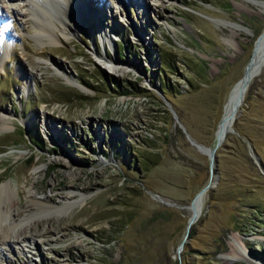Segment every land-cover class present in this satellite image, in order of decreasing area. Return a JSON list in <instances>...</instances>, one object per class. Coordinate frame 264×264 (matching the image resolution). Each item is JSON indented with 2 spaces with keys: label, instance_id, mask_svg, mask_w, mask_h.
<instances>
[{
  "label": "rangeland",
  "instance_id": "obj_1",
  "mask_svg": "<svg viewBox=\"0 0 264 264\" xmlns=\"http://www.w3.org/2000/svg\"><path fill=\"white\" fill-rule=\"evenodd\" d=\"M70 2L0 22V184L18 188L17 228L35 238L0 244V264H264V65L213 165L190 140L215 146L264 0ZM46 13L76 31L39 33Z\"/></svg>",
  "mask_w": 264,
  "mask_h": 264
},
{
  "label": "bare ground",
  "instance_id": "obj_2",
  "mask_svg": "<svg viewBox=\"0 0 264 264\" xmlns=\"http://www.w3.org/2000/svg\"><path fill=\"white\" fill-rule=\"evenodd\" d=\"M70 1H74V2L78 1L80 4H82L81 1L83 0H49L48 2H45V4L39 2L38 0H0V22L6 24L7 17L11 15L15 17H19L21 15H26V16L33 15L34 17H38L36 13L33 11V7H35L34 5L36 4H38V7L42 6V8L43 7L48 8L49 6H52V8L56 7L62 10L63 4H67V3L70 4L71 3ZM17 2H21L25 4V6L27 7L26 12L21 14V11L19 9H14L12 6H9L12 4H16ZM3 5L5 6L3 7ZM85 8L86 7L81 8V10H83L82 17L84 19L89 17V13L88 11H86ZM38 22H39V33L50 37L56 36L55 37L56 40L59 41L61 40V35H58L59 30H61L64 36H67V32L74 33L76 31V28L73 27L71 23L58 20L56 15H53V13L47 14L45 19L38 18ZM61 26H63V29H61ZM106 36H107V32H105V37ZM98 61L99 63H103V65L105 67H108V69H110L111 71L122 70V72H125L126 70L123 67H120L118 63L114 64L105 61L101 55L98 56ZM261 65H264V32L260 34L259 42L257 43V47L255 48L254 53H252L251 62L248 65V68L245 72V76L234 84V86L232 87L229 93L227 103L225 105L226 107H225L224 120L221 123L218 132L216 131L218 135H220L230 125L233 124L235 120V116L237 114V110L242 105L245 99L247 88L251 80L261 70ZM69 80L71 81V83H74L72 79ZM1 119L3 122L1 128L7 127L11 122L10 120H8L6 116H2ZM229 131L230 130H228L227 132ZM201 150H203L204 152L206 151L204 148H202ZM18 192H19L18 188L13 186L10 181L0 184V244H4L5 246H8L13 242L16 243L17 241L18 242L23 241L24 243L27 242L33 243L35 239L34 237H32V239H28L29 236L23 235V231H20L19 228H17L18 225L22 226L23 221L28 219L29 217V214H27L25 217L21 215V218L20 216L19 217L17 216L19 211H23V212L27 211V209L18 210L16 207L15 199L19 196ZM205 192L206 190L200 193L195 198L193 202L194 205L192 204L193 206L189 209L190 214L195 213L197 215V218L202 212ZM30 196H31V201L35 200L34 202L39 204H45L44 200H46V198L49 197V195L47 194H43L40 197H34L36 196V194L34 193H31Z\"/></svg>",
  "mask_w": 264,
  "mask_h": 264
},
{
  "label": "water",
  "instance_id": "obj_3",
  "mask_svg": "<svg viewBox=\"0 0 264 264\" xmlns=\"http://www.w3.org/2000/svg\"><path fill=\"white\" fill-rule=\"evenodd\" d=\"M261 34V33H260ZM260 34L256 37L255 41H254V46H253V50H252V53H254V50L255 48L257 47V43L259 42V39H260ZM251 58H252V54L249 58V60L247 61L246 65H245V68L243 70V73H242V76L240 78H238L237 81H239L241 78H243L245 76V69L246 67L250 64L251 62ZM233 120V119H232ZM232 129V126L230 125L225 131H223L220 135L217 134V132L215 131V136H216V143H215V146H205L197 141H195L193 138L190 137V140L192 142H194L196 144V146H198L200 149L204 148L206 150V152L209 154V159H210V165H213L214 163V152H215V148L217 145H219L221 143V141L223 140V138L225 137L226 135V132L228 130H231ZM207 188V186L203 187L202 190H200L195 197H197L200 193L204 192L205 189ZM194 199L191 201L193 202ZM197 218V215L195 213H192L190 214L189 218H188V222H187V232H186V235L188 233V230L191 226V224L194 222V220ZM181 246V244H180Z\"/></svg>",
  "mask_w": 264,
  "mask_h": 264
},
{
  "label": "trees",
  "instance_id": "obj_4",
  "mask_svg": "<svg viewBox=\"0 0 264 264\" xmlns=\"http://www.w3.org/2000/svg\"><path fill=\"white\" fill-rule=\"evenodd\" d=\"M205 1H207V0H205ZM187 3H189V6H191V7H194V8H196V6L195 5H193L192 3H190V2H187ZM164 59L161 61V67L162 68H164V67H166V66H173L174 65V63L175 62H173L174 60H173V56L172 57H169V55L168 54H164ZM110 79H111V83L114 85H116V87L117 88H120L118 91H119V93H123V94H126V93H130V91H129V88L127 87V86H133L132 84H129V85H127L125 88L123 87V85L120 83V81L117 79V78H115L114 76H112V75H110V77H109ZM160 78V80H161V84H160V87L162 88V91H163V89L165 88V87H167L168 86V84H167V80L165 79V78H163V77H159ZM164 79V80H163ZM137 88V86H134V88ZM136 91H140L138 88H137V90ZM34 137V138H33ZM30 136L29 137V140H32L33 142H35V144L36 145H39L40 143H39V141H41V137H40V133H39V131L38 130H36L35 129V134H34V136Z\"/></svg>",
  "mask_w": 264,
  "mask_h": 264
}]
</instances>
